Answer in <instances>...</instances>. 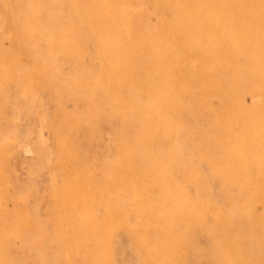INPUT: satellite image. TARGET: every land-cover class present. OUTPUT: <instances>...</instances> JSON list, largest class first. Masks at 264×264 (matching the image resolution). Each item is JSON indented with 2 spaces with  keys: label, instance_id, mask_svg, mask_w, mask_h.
<instances>
[{
  "label": "rangeland",
  "instance_id": "1",
  "mask_svg": "<svg viewBox=\"0 0 264 264\" xmlns=\"http://www.w3.org/2000/svg\"><path fill=\"white\" fill-rule=\"evenodd\" d=\"M0 264H264V0H0Z\"/></svg>",
  "mask_w": 264,
  "mask_h": 264
}]
</instances>
